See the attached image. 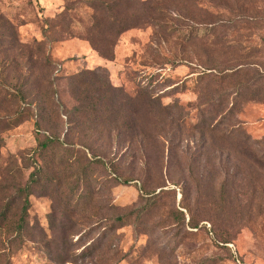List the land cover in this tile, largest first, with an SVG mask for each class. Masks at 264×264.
<instances>
[{"label":"rangeland","instance_id":"obj_1","mask_svg":"<svg viewBox=\"0 0 264 264\" xmlns=\"http://www.w3.org/2000/svg\"><path fill=\"white\" fill-rule=\"evenodd\" d=\"M239 68L264 88V0H0V264H264V100L222 83Z\"/></svg>","mask_w":264,"mask_h":264},{"label":"trees","instance_id":"obj_2","mask_svg":"<svg viewBox=\"0 0 264 264\" xmlns=\"http://www.w3.org/2000/svg\"><path fill=\"white\" fill-rule=\"evenodd\" d=\"M98 3V2H96ZM99 3L108 8V10H112L111 7H113V5H110L107 3V2H102V1H99ZM100 8V7H99ZM127 8H129L127 6ZM72 9H67L65 10L64 13H61L59 16H66ZM115 26L117 25V33H119V36L124 33L125 31L129 30V29H132V28H136L138 25H137V22L139 21L136 20L137 22L136 23H133L130 19L128 18H119V17H116L115 19ZM139 23V22H138ZM207 31H212V29H206ZM89 41L93 44H94V41L89 38ZM233 70V69H231ZM247 73H244V68H239L237 70H233L232 72H228V74H226L224 77H223V80H222V83L224 82H230V83H235V97L236 98H242L243 96L245 95H250V96H246L249 98V100H256V101H262L264 100V88H260V87H257V85L259 84L258 81H260V79L258 78V80H254L255 79V76H252L250 79H251V83L249 82H244V83H240V82H237V79H240V78H244L245 79V76ZM258 74V77H259V73ZM235 81V82H234ZM109 84V85H108ZM106 84V88H107V91L111 98H112V101L111 102H105V109H104V112L106 114V118H110V120H112V118H114L115 115H122L123 117V111L121 110V105L117 106V105H114L116 103L118 104H123V101H121V99L126 96L124 95V91L121 90V89H117V88H114L110 85V83ZM257 87V88H256ZM250 93V94H249ZM127 98V97H126ZM117 102V100H119ZM101 101H103L101 98H100ZM238 102H235L233 101V108H236L238 107ZM87 111H89L91 109V111H93L95 114H99L101 113L103 110H98V107H91V108H84ZM83 110H80L79 108H76L75 110H79L77 112L79 113H84ZM104 117V118H105ZM66 142H63L61 141V139L56 136V135H47L46 137H44L43 141L40 143L37 151V155H38V159H41L43 161V159L47 158V157H51L53 156L52 158L55 159V156L57 155L56 153L58 152V148L59 147H65L66 146ZM68 148V146H67ZM53 152V154H52ZM43 164L44 166H38L36 171L32 174V182L30 183V186L24 188V189H20L19 190V195H21L22 197H26L28 198V196H30L31 192H32V189H33V186L35 185H40L42 183V181L44 180V171H45V168L46 166H50V164H46V162L43 161ZM12 206L9 205L8 208L6 209V212L5 214H3V219H2V222L5 223L6 221H8L9 219V211L11 210ZM119 221H124L123 218H119L118 219ZM23 225L20 226V230L22 228Z\"/></svg>","mask_w":264,"mask_h":264}]
</instances>
